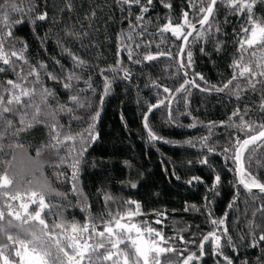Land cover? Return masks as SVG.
I'll return each mask as SVG.
<instances>
[{
  "label": "snow or ice",
  "instance_id": "1",
  "mask_svg": "<svg viewBox=\"0 0 264 264\" xmlns=\"http://www.w3.org/2000/svg\"><path fill=\"white\" fill-rule=\"evenodd\" d=\"M17 25L29 33L17 36ZM196 49L215 81L197 70ZM119 84L136 94L146 144L198 149L207 178L183 183L204 186L201 203L150 207L161 191L145 199L151 173L129 156L119 160L125 179L86 190L84 173L111 163L88 154ZM197 98L198 109L223 104L224 116L193 115ZM119 119L128 129L123 111ZM165 127L206 131L175 140ZM161 164L177 182L194 166ZM242 248L259 253L239 264H264V0H0V264H238Z\"/></svg>",
  "mask_w": 264,
  "mask_h": 264
},
{
  "label": "trees",
  "instance_id": "2",
  "mask_svg": "<svg viewBox=\"0 0 264 264\" xmlns=\"http://www.w3.org/2000/svg\"><path fill=\"white\" fill-rule=\"evenodd\" d=\"M87 5L90 0H84ZM95 3L101 4L105 0H94ZM179 3V0H176ZM80 3V0H77ZM107 11V10H106ZM156 11H160L159 8ZM155 15V13H153ZM161 15L163 13L161 12ZM103 24V20H101ZM17 36H26L29 33V28L26 25H17ZM44 27H47L45 25ZM154 30V29H152ZM170 35V34H169ZM103 37H101L102 39ZM171 43V41H169ZM75 47V46H74ZM35 48L33 47V51ZM103 51L106 55H110L109 45L105 44ZM49 54H58L52 49V45L49 44ZM92 56L96 53L92 52ZM197 58V70H203L210 75V77L215 81L216 73L218 69L213 68L211 64L207 63L204 58L199 56V50L196 49ZM167 61H161V66L166 64ZM223 70V66L219 69ZM145 72L149 69H144ZM163 75L162 70L158 69L153 75ZM132 83L135 85L139 83L140 88H144L145 81L141 79L140 81L133 80ZM124 91V85L119 84L114 86V91L111 97L106 100L104 104V111L102 112V118L99 122V131L101 133V139L98 143L94 144L89 151V159L96 157L99 159L101 156L105 160L111 161L103 171L100 169H88L83 175V183L86 190L92 192L95 191L94 186H98V182L105 179L108 176L114 177L112 180L113 184H116L117 180L125 179L128 176L127 170H122L119 160L125 156L135 157L136 167L141 170H148L151 175L147 178L144 184L140 186V193L144 194L145 199H147V191L151 189L152 191H161V203L151 204L150 207H160L163 208L167 206L169 211L178 204H183L185 200L189 203H201V196L204 192V186H197L195 183L190 186H186L183 183L184 179H187L191 175H203L207 178V170L199 165L195 164V160L199 154L197 148H191L189 146H175L170 144H158L155 147L146 144L145 140L141 138L138 125L139 118L137 116V106H136V94L131 92L127 97L121 95ZM142 96H146L147 92H142ZM125 100L126 102L121 105L120 101ZM154 102V101H153ZM199 99L197 98L192 103L193 115H198L201 120H218L224 116L223 104H216L215 100L208 103L206 107H200L198 109ZM123 111L128 120V129H125L119 119L120 113ZM159 115V113H157ZM188 120L183 121V123H188ZM206 130L204 129H188V128H176V127H165L161 130V135L169 139L183 140L189 136L195 137L203 135ZM157 148L159 151H157ZM167 157L171 160L181 161L191 159L194 162V166L191 171L182 170V180L177 182L174 178H170L163 174V167L161 164V158ZM214 159H216L214 157ZM222 163L217 160V164ZM231 178V174L225 176V180L228 181ZM210 183V181H209ZM114 192H119L118 188L113 189ZM229 191H225L224 194L217 198L215 208L218 212H221L224 205L227 203V197L230 196ZM244 199V196H241ZM175 201V202H174ZM55 202V201H54ZM185 219H190L193 226L200 224L201 228L204 230H209L203 223V217L199 213H190ZM171 223V219L168 221ZM259 249H241L240 253H235L239 260L248 257L249 259H255L258 256ZM205 264H212V261L205 258Z\"/></svg>",
  "mask_w": 264,
  "mask_h": 264
},
{
  "label": "water",
  "instance_id": "3",
  "mask_svg": "<svg viewBox=\"0 0 264 264\" xmlns=\"http://www.w3.org/2000/svg\"><path fill=\"white\" fill-rule=\"evenodd\" d=\"M255 191V190H254Z\"/></svg>",
  "mask_w": 264,
  "mask_h": 264
}]
</instances>
